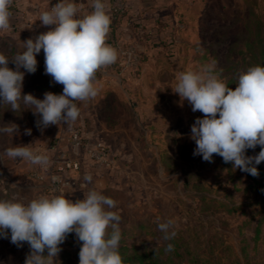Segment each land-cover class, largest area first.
<instances>
[{"label": "rangeland", "instance_id": "1", "mask_svg": "<svg viewBox=\"0 0 264 264\" xmlns=\"http://www.w3.org/2000/svg\"><path fill=\"white\" fill-rule=\"evenodd\" d=\"M169 1H155L140 14L126 12L113 21L115 29L120 23L126 26L117 33L112 30L111 36L120 45L134 46L140 63L122 67L123 53L117 51V61L96 72L97 95L75 102L76 121L41 131L39 117L23 105L15 113L10 105H0V126H19L18 135L0 134V200L27 204L47 195L42 183L31 178L32 164L7 157L4 149L30 145L43 150L81 122L86 129L97 126L99 138L110 146L116 159L113 186L101 190L87 183L82 172L64 193L75 202L96 190L116 201L111 211L121 216L118 250L123 264H264V162L253 177L219 155L211 163L194 156L191 126L203 113L193 112L186 100L181 106L172 90L179 73L199 71L213 61L215 73L233 90L250 67H264V0ZM54 27L0 31V54L11 59L24 51L23 41ZM36 59L37 71L25 74L23 93L38 99L45 92L61 94L63 85L44 74L43 50ZM8 66L15 68L11 60ZM260 150L257 145L246 155ZM168 220L174 222L176 236L165 241L158 225ZM107 231L110 235L111 227ZM169 243L174 251L165 252ZM60 247V264H79L81 242L75 233ZM28 251L26 242L17 247L10 235L0 237V264H24L22 255Z\"/></svg>", "mask_w": 264, "mask_h": 264}, {"label": "clouds", "instance_id": "2", "mask_svg": "<svg viewBox=\"0 0 264 264\" xmlns=\"http://www.w3.org/2000/svg\"><path fill=\"white\" fill-rule=\"evenodd\" d=\"M12 0H0V31L10 27ZM92 11L79 15L74 0H58L50 10L41 12V26L50 30L23 41L24 51L9 59L0 54V105H10V111H32L39 118L36 126L41 131L50 125L74 122L79 111L74 101H86L97 95L94 87L96 72L114 64L117 50L106 43L111 16L108 0H90ZM43 50L44 74L53 83L63 85L61 94L45 92L43 99L23 93L25 74L37 71L36 56ZM15 68H9V61ZM216 62L203 65L199 71L188 70L177 75L172 89L193 112L203 113L191 126L190 138L195 141L194 156L213 162L219 155L225 163H232L253 177L259 176L256 167L264 162V67H250L238 78L233 90L215 73ZM23 69V71H21ZM0 134H19V126L7 123L0 126ZM31 135V129H25ZM261 147L255 156H247V149ZM11 159H23L33 165L47 167L49 157L38 154L30 145L4 149ZM91 183L92 177H84ZM54 182L59 178L53 176ZM116 201L96 190L84 193L75 202L66 195H47L27 204L17 199L0 200V237L9 238L17 247L26 242L30 251L24 264H60L57 257L60 245L75 233L81 242L79 264H123L119 253L122 238L119 227L121 216L111 209ZM112 232L108 234V228ZM174 222L158 225L165 241L176 236ZM174 251L169 243L165 252ZM45 252L47 253L45 255Z\"/></svg>", "mask_w": 264, "mask_h": 264}, {"label": "built area", "instance_id": "3", "mask_svg": "<svg viewBox=\"0 0 264 264\" xmlns=\"http://www.w3.org/2000/svg\"><path fill=\"white\" fill-rule=\"evenodd\" d=\"M46 1L50 8L58 2V0ZM108 3L111 16L110 31H112L113 21L120 19L127 12V0H108ZM91 11L92 8L89 10L80 9L79 15L82 17ZM106 43L117 51H122V67L131 69L140 63L139 54L134 46L120 45L110 35L107 37ZM43 150L35 152L47 155L50 163L47 167L32 164L31 178L39 180L42 183L44 194L46 193L50 197L65 195L64 192L73 183V175L82 173L86 167L95 170L109 169L115 164V157L110 146L103 140L89 138L86 126L81 122L72 124ZM48 153L53 154V156L50 157ZM53 176L58 177L59 180L54 182ZM11 264L21 263L14 261Z\"/></svg>", "mask_w": 264, "mask_h": 264}, {"label": "crops", "instance_id": "4", "mask_svg": "<svg viewBox=\"0 0 264 264\" xmlns=\"http://www.w3.org/2000/svg\"><path fill=\"white\" fill-rule=\"evenodd\" d=\"M155 1H162L165 4H169L170 2L169 0H127V12H129L130 14H134V13L140 14L142 13L141 8L143 6H145L146 9L152 7ZM74 2L77 4V6L80 9L89 10L91 8L90 0H74ZM163 9L166 8L163 7ZM9 10L12 14L10 27L7 30H2V32L4 33L7 32L9 33L11 31L12 32L21 31L24 28L43 27L41 26V22L39 21V16L41 12L50 10V7H49V3L46 0H12V4ZM125 26H126L125 22L122 24L120 23L118 26L119 28L115 29V27H113L112 30L115 31V33H117V31H120L122 28H125ZM113 31H110L108 33V36L114 35ZM86 130L89 138L103 140L99 138L101 133L99 132L97 126L95 127L90 126ZM112 168L109 169L103 168V169L95 170L94 168L86 167L85 170L83 171V174H85L84 176L90 175L92 177L91 184H93L95 187H97L98 185L100 186V189L103 190L106 189L107 187L113 186L112 185L113 179L111 175L116 171L115 169ZM76 175L79 174H75L73 175V177ZM28 253L29 251L26 254L22 255V259L25 260L26 255Z\"/></svg>", "mask_w": 264, "mask_h": 264}, {"label": "trees", "instance_id": "5", "mask_svg": "<svg viewBox=\"0 0 264 264\" xmlns=\"http://www.w3.org/2000/svg\"><path fill=\"white\" fill-rule=\"evenodd\" d=\"M131 257L133 258V256H131ZM131 257H130V258H131ZM134 260H138V259H137L136 257H134ZM122 261H123V263H124V260H122ZM129 262H130V261H129ZM129 264H130V263H129ZM141 264H148V263H144V261L141 260Z\"/></svg>", "mask_w": 264, "mask_h": 264}]
</instances>
